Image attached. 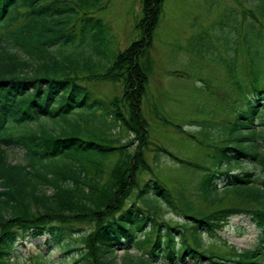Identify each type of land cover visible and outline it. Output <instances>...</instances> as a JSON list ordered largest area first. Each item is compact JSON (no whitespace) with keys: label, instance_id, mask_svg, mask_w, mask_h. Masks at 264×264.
<instances>
[{"label":"trees","instance_id":"16d2710c","mask_svg":"<svg viewBox=\"0 0 264 264\" xmlns=\"http://www.w3.org/2000/svg\"><path fill=\"white\" fill-rule=\"evenodd\" d=\"M164 1L141 0L138 37L110 55L107 24L94 13L102 0H0V264L264 263V0H246L253 8L241 13L247 71L239 79L226 64L235 95L216 94L223 104L207 111L225 117L199 127L208 148L204 165L156 148L202 171L198 188L206 202L236 196L249 206L209 212L178 204L141 148L148 136L142 97L149 49ZM223 17L220 44L236 55L241 20L231 8ZM98 80L120 83V96L103 100ZM106 102V115L133 139L92 136L88 124ZM134 140L138 145L128 147ZM14 149L21 152L17 162L9 160ZM111 156L116 161L105 175ZM144 170L152 176L142 181ZM165 206L177 217L165 218ZM233 214L249 216L257 244L224 254L205 248L204 235ZM29 236H44L52 249L19 262L15 244ZM118 250L126 253L119 262Z\"/></svg>","mask_w":264,"mask_h":264},{"label":"rangeland","instance_id":"374dc122","mask_svg":"<svg viewBox=\"0 0 264 264\" xmlns=\"http://www.w3.org/2000/svg\"><path fill=\"white\" fill-rule=\"evenodd\" d=\"M102 3L103 7L94 13L107 24L108 51L111 55L125 49L138 37L136 23L141 17V0H102ZM247 7L253 8L246 0H165L149 49L152 68L142 97V113L148 121L147 144L141 147L144 160L155 175L171 189L178 204L186 202L197 211L209 212L220 208L249 206L236 196H226L215 205L206 202L198 188L202 171L184 165L156 148H165L180 159L204 165L205 151L208 148L202 143L203 136L198 131L199 127L202 122H220L225 117L220 112H207L214 105L223 104L216 94L221 92V95H235L228 80L226 64L239 71V79L241 73L245 74L247 71L241 36L247 25L246 20H241V13ZM226 8L236 11L238 19L241 20L236 55H229L224 45L220 44V39L225 38L227 33V27L220 26L222 21H226L223 17ZM249 37L252 41V35ZM94 84L100 97L107 102L113 96H120L122 92L118 82L98 80ZM107 102L103 109L97 111L98 121L88 124L94 133L92 136L108 133V139H120L122 144L133 139L122 127L116 126L114 119L106 115ZM228 102L231 103V99ZM216 110L214 108L215 112ZM136 145L138 142L134 140L128 147L133 148ZM14 150L9 153L11 162L20 160L21 152ZM154 158L157 159L156 162ZM115 161L116 156H111L104 162L105 175ZM248 164L249 166L244 167H254L257 173H263L260 165ZM139 175L142 181L152 176L145 170ZM160 213L165 218L177 217L174 210L166 206ZM259 236V231L249 216L233 214L222 228L215 230L214 235H204L203 245L224 254L232 247L251 248L257 244ZM51 249L52 243H47L44 236H29L16 242L13 256L19 262H29V256H35L39 252L46 253ZM129 252L135 255L138 250L130 249ZM51 254L58 256L60 250L55 249ZM125 254L118 250L117 261ZM188 263L191 264V261Z\"/></svg>","mask_w":264,"mask_h":264}]
</instances>
